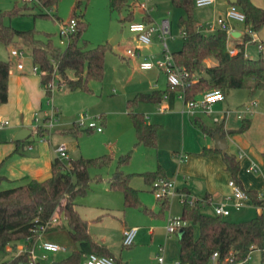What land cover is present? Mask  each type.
Returning <instances> with one entry per match:
<instances>
[{
  "label": "trees",
  "instance_id": "1",
  "mask_svg": "<svg viewBox=\"0 0 264 264\" xmlns=\"http://www.w3.org/2000/svg\"><path fill=\"white\" fill-rule=\"evenodd\" d=\"M59 0H38L45 7H51ZM82 0H78L80 5ZM176 6L182 7L186 15L181 16L180 26L183 29L182 46L173 51L176 63L188 72L184 93L186 99H193L198 94L212 88H220L224 93L233 88L249 87L252 90L264 89V55L250 57L244 53V44L250 34L246 33L245 41L237 45L239 51L231 54L228 49V32L216 29L205 32L196 27L193 16L196 6L195 0H172ZM235 4L245 13V25L258 31L264 25V8L255 4L253 0H237ZM129 0H111L113 7L122 10ZM12 11H0V41L6 45H26L31 51L33 64L39 66L43 85H46L56 74L58 83L69 89H89L91 79H102L105 70L106 44L90 46L87 40L81 39L85 24L78 17L77 29L70 37L65 47L55 45L52 36L41 38L37 31H22L5 22L6 15L15 14ZM147 18L149 15H145ZM129 17V18H128ZM134 18L133 12L123 19ZM15 35L18 42H13ZM215 58V64H207L206 60ZM11 69L9 60L0 59V105L8 101V83ZM74 71L72 77L69 71ZM180 87H172L165 91L153 90L138 92L128 100L129 116L136 131V145L157 147L160 125L149 123L143 112L137 111L136 106L143 101L160 102L167 95L168 99L177 96ZM47 96L51 94L46 89ZM195 123L207 134L222 133L221 124L209 126L204 120L195 118ZM247 124L242 125V129ZM89 129V128H87ZM40 137H46L49 129L44 124L37 127ZM214 151L204 147L203 153ZM227 168L233 178H237L239 161L234 154L223 152ZM132 150L122 154L118 159V168L110 177V187L120 190L124 196L126 206H140L152 215L164 216L169 209V199H158L160 210L153 211L143 205L139 190L130 183L133 173H125L121 166L130 161ZM113 159L111 154H104L96 158L70 159L66 165L63 160L55 157L52 164V175L44 180L29 179L21 184L0 189V250H7L8 245H15L30 237L27 243L33 245L40 234L39 226L58 212L65 214L68 230L77 249L72 250L62 259L63 264H82V256L90 252L108 255L115 259L111 249L94 239L89 231V222L83 218L76 207V199L84 196L91 188L89 167L103 166ZM0 182L5 179L1 173ZM147 182H152L161 176V169L140 173ZM101 179V178H99ZM256 205L262 200L257 192L248 191ZM207 198V197H204ZM203 204L197 200L195 204L185 203L182 217L186 221L180 233V262L181 264H236L247 262L253 249H261L260 264H264V215L258 213L243 221H231L221 215H210L202 211ZM198 227V234L195 227ZM49 231V229L47 230ZM46 231V232H47ZM218 253L215 261L212 254ZM29 252L14 254L0 262V264H18L28 261ZM116 260V259H115Z\"/></svg>",
  "mask_w": 264,
  "mask_h": 264
},
{
  "label": "rangeland",
  "instance_id": "2",
  "mask_svg": "<svg viewBox=\"0 0 264 264\" xmlns=\"http://www.w3.org/2000/svg\"><path fill=\"white\" fill-rule=\"evenodd\" d=\"M221 1L224 0H216L211 5H196L193 12L195 24L211 25L217 20L219 14L225 15V9L219 6ZM256 1V4L259 3L258 5L264 8V0ZM227 3L230 6V3ZM237 7L239 10V6ZM14 9H16L15 14L6 15V23L22 31L35 30L41 38L50 35L55 45L59 47H65L61 43V25L69 22L72 17H78L85 24L81 34L82 40H87L92 47L106 44L103 78L91 79L88 90H72L65 86L59 87L58 77H56L53 82V91L51 95L45 98L44 111L40 114L47 116L45 119L42 117L35 122L48 127V137L52 138L57 145L64 143L70 148L68 150L69 159L96 158L104 154L113 156L112 161L107 165L89 167L91 188L86 195L76 199V205L82 215L90 217L91 233L98 239H105L107 245H110L116 263L153 264L156 256L163 254L164 264H175L176 261L180 260L179 236L181 231L168 234L166 226L170 218L182 217L184 203L179 197L177 195L169 196L170 205L164 216L152 215L145 212L140 206L126 207L122 192L116 189L108 192L106 186L108 177L118 168L119 157L131 150L130 161L121 166L124 171H141L140 169H151L147 167L157 165L153 166V162L157 163V160L152 151L143 147L135 148V129L123 110L127 109L129 98L134 97L138 91L145 90L141 87L147 86L153 79L152 72L161 70L158 67L142 70L139 66L141 60L151 53H157L158 57H163L162 46L157 34L152 35L153 42L151 45L141 46L136 33L130 30V22L133 20L128 19L129 17L123 18L133 12L135 21H140L142 15L148 13L152 18L151 21L156 24L163 17H168L171 21L172 33L166 41L169 50L173 52L179 49L183 43V30L179 22L181 16L186 15L185 10L176 6L172 0H129L122 10L113 7L111 0H82L80 5H78V0H59L57 4L51 7L42 6L38 0H0V11H12ZM119 33L121 34L120 40L112 43L114 37ZM255 37L257 42L250 41L251 38L245 41V50L250 57L264 55V51L261 52L258 46V42L264 41V25L256 31V36L253 38ZM235 40L236 38L228 33L230 46H235ZM14 47L25 52L23 59L27 65L33 63L31 51L26 45H6L1 41L0 59L8 60L9 57L14 59L15 57L11 55V50ZM128 48L141 52V56H129L127 54ZM210 59L215 60V58ZM69 74L72 77L75 76L72 70L69 71ZM179 100L182 101V99ZM142 104L155 107L159 115L163 113L159 110V106L165 105L162 102L161 104L140 102L137 107L139 108ZM82 115L87 116L86 123L95 120L104 130L99 132L79 125ZM156 122L160 123L159 121ZM179 135H181L180 130L171 123L169 129L160 128L159 142L161 140V142L176 143ZM69 159L65 163H68ZM132 183L140 189L139 195L142 204L156 208L158 199L153 191L152 183H146L141 175H135ZM230 209L233 213L225 216L228 220H233L232 217L237 213L255 211L254 214H245L248 216L239 221L247 220L257 213L254 207H241L239 209L230 207ZM202 211L206 214L215 215L209 204L203 205ZM151 220H156L159 224L156 226L157 235L154 238L148 232V228L152 224ZM60 222L61 226L56 229H49L46 237L52 238L51 241L66 246L67 249L55 253L49 252L41 248L38 243L35 247V257L39 264H52L54 259H60V257L68 255L77 248V244L73 241L68 230L65 214H61ZM135 225L139 226V230L134 243L124 245V229ZM198 232L196 226V235ZM24 244L25 241L21 240L14 246L8 245L7 250H0V262L14 254L22 253L19 252V246ZM261 253L260 248L253 249L247 262L242 261L236 264H260Z\"/></svg>",
  "mask_w": 264,
  "mask_h": 264
},
{
  "label": "crops",
  "instance_id": "3",
  "mask_svg": "<svg viewBox=\"0 0 264 264\" xmlns=\"http://www.w3.org/2000/svg\"><path fill=\"white\" fill-rule=\"evenodd\" d=\"M226 1L229 2L228 0H224L219 4L221 8L223 7L225 9V12L229 7V4ZM253 2L256 4L257 1L253 0ZM258 4L259 3H257V5ZM145 15L149 16L145 18ZM220 15L222 14H219V16ZM132 20H136L135 16ZM143 20L153 22L148 13L142 15L140 21ZM227 22L232 27L231 32H236V34H238L231 35L236 38L234 41L235 46L243 43L246 35L245 23L229 18L227 19ZM208 25L204 26L203 24H197L196 27L205 32L214 31ZM228 46L230 45L228 44ZM8 60L11 62L8 83V101L0 105V118L9 119L10 125L0 128V162H3L1 173L5 175V179L0 182V189L21 184L29 179L44 180L50 177L52 175L53 161L55 157L58 156L56 151L58 145L56 142L52 138H49L48 135L46 137L38 136L36 130L41 124L36 123L35 121L39 118L42 119V117L45 119V116H47L45 114L40 115L44 111V101L47 97L46 87L42 83L41 74L34 72L33 63L27 65L24 62V59L20 60L17 57L12 59V57H9ZM19 61L23 62V68L18 66ZM206 63L215 64L216 60L208 59L206 60ZM139 68L142 69L140 66ZM151 76H153V79L149 84L141 87V89L144 88L145 90L138 92H150L153 90L165 91L169 88L168 77L164 70L161 69L152 72ZM229 91L225 93L224 100L213 104V112L210 115L204 113H198L196 115L189 114L186 111L185 102L179 100L178 93L177 96H174L173 98L163 99L164 101L162 100L160 102H153L157 104H161L162 102L165 104L167 109L162 111V115L157 114L158 110L156 111V108L153 106L150 107L146 104H142V106L138 108L137 105L136 110L143 112L147 122L157 123L156 121H159L160 123L157 124L160 125V128H164V130L169 129L170 124L173 123V125L180 130L181 135L177 137L176 143H166L164 141L161 142V140L159 142L158 131L157 147H146L140 144L136 145L137 139L135 131V148L138 149L143 147L144 149L152 151L154 155H156L157 160V163L153 162V166L155 164L157 165H155V167H147L151 169H140L141 171H124L121 168L125 173L134 174L130 180L131 185L135 187L132 183V179L135 175H140V173L146 171L154 172L160 168L161 176L173 179L178 190L185 191L196 198L207 197L210 201L223 199L225 196L232 193L229 181L235 179L233 178L231 171L227 168L224 160L223 152H227L234 154L239 161V169L237 173L238 179L235 180L247 191L257 192L258 194L264 193V89L252 90L249 87H240L230 89ZM203 93L204 92L198 94L195 98H200ZM124 111L125 115L130 118L128 104L127 109L123 110V112ZM194 116L204 120L209 126L221 124L223 132L220 134L227 138L228 146L222 150L216 149L214 135L205 133L195 123L194 120L196 117L194 118ZM215 118H218V121H215ZM244 123L247 124V127L242 129L241 127ZM22 128H29L31 133L28 137L22 140H16L14 137ZM204 147L212 148L214 151L205 154L203 153ZM68 150H70L69 147ZM179 154H184V158L181 159ZM252 164H255L259 170H249ZM111 176L108 177L106 186L108 192L113 191V188L110 187L109 183ZM143 179L145 180L144 177ZM145 182L152 183L147 182L146 180ZM137 189L140 193V189ZM207 204L213 208L211 203ZM143 205L146 204L143 203ZM230 207L232 208L233 206L230 205ZM244 207H254L257 212L255 215L258 213L264 215V206L256 205L252 197ZM149 208L153 211H159V201L156 208ZM249 212L250 211L243 214H234V217L232 218L233 220L236 219V221H239L246 218L249 214H254L255 211L251 210V212ZM231 213L233 212L230 211V214ZM82 217L88 220L90 231V217L87 215H82ZM151 221L152 224L150 225V228H148V232L151 237L154 238L157 235L156 226L159 224L156 220ZM60 226L61 224L51 229H56ZM47 232H45L42 237L51 240L52 238L46 237ZM92 236L99 243L107 245L105 239H98L93 234ZM107 246L111 249L110 245ZM111 251L113 252L112 249ZM64 257L54 259V261L63 264L62 259ZM84 258L85 255L82 256V262Z\"/></svg>",
  "mask_w": 264,
  "mask_h": 264
},
{
  "label": "built area",
  "instance_id": "4",
  "mask_svg": "<svg viewBox=\"0 0 264 264\" xmlns=\"http://www.w3.org/2000/svg\"><path fill=\"white\" fill-rule=\"evenodd\" d=\"M25 1H31V0H25ZM214 2L215 0H195L197 6L211 5L214 4ZM228 18L245 22L246 16L241 9L238 10L237 5L230 4L229 8L225 12V15L223 16L220 15L217 18V20L210 25V28L212 30H216V29L226 30L228 33L232 35L231 32L232 27L227 22ZM77 25H78V21L75 17H72L69 20V22L61 25L60 35H61L62 44H64L65 46L68 44L70 37L72 36V34L76 32ZM130 30L136 33L137 39L140 42L141 46L151 45L153 42L152 40L153 34H157L161 42L163 57H158L157 53H151L148 56H145L141 60L140 67L142 69H151L154 67H158L164 70L167 74L169 84L172 87L182 88L178 92V97L185 102L186 111L189 114L191 115H196L198 113H204L208 115L212 114L213 104L215 102L224 100L225 93L220 88H212L205 91L200 98L186 99L184 93V87L186 85L185 79L186 76L188 75V72L183 68H181L176 63L173 52L169 50L166 41L167 37L172 33L170 19L168 17H163L161 21L156 24L153 22H146V21H131ZM246 33L250 34L249 37V39L251 38L250 41L252 40V42H257L256 37L253 38V36H256V31L251 26H246ZM244 45H246V43ZM258 46L260 51L263 52L264 42H258ZM228 49L231 54H236L239 51L237 46H228ZM244 53L245 55H249L245 50V46H244ZM11 54L19 58L20 60L23 59L25 56V52L16 47L12 48ZM127 54L129 56H137V57L141 56V52L130 48L127 49ZM18 66L20 68H23L24 67L23 62L19 61ZM33 71L40 74L42 73L39 66L36 64H33ZM56 77L57 75L55 74L54 78L46 85V89L48 88V90H50L51 93L54 88L53 82L56 79ZM58 86L64 87L59 83ZM164 99H168L167 95L164 96ZM166 109L167 107L165 105L159 106L160 111H164ZM87 119L88 118L86 115H82L79 121V125H82L85 128L95 129L98 131L103 130L102 126H99L95 120H91L88 123H86ZM215 121H218V118H215ZM8 125H10L9 119L0 118V128L6 127ZM56 151L58 158H60L64 162L67 159H69L68 147L66 144L62 143L58 145ZM179 157L181 159L184 158V154H179ZM68 161H69L68 163L67 162L65 163L66 165L70 164V159ZM249 170L258 171L259 168L255 164H252ZM229 184L232 188V193L230 195H227L223 199L217 201H210L208 200V198H196L195 196H192L191 194H188L185 191L178 190L173 179L167 177H158L152 181L153 191L157 199H169L170 195H177L181 200V202H183L184 204L185 203L195 204L197 200H199L203 205L207 203H211L215 215H221V216H226L230 214L231 211L230 205L239 209L241 207H244L251 198L249 192L245 190L235 179H231L229 181ZM258 198L262 200L260 206H264V193H259ZM60 217L61 214L55 212V214H53L49 218V220H47L45 223L40 224L39 226L40 234L31 247H29L27 244L31 238L28 237L26 238V240H24L25 244L23 246H19L20 249L19 252L22 253L29 252L30 259L28 261L21 260L18 262V264H39V261L35 257V247L38 243L40 244L41 248L49 252H57L60 250L67 249L66 246L42 238V234L45 233L48 229L54 228L61 223ZM185 224L186 221L183 219V217L170 218L169 223L167 224V232L171 234L173 232L183 231ZM138 230H139L138 226H132L126 228L123 234V244L124 245L133 244ZM161 249L163 250L162 247ZM217 256L218 253L214 252L212 254V260L215 261ZM164 263H165V258L163 254H158L156 256L155 261L153 262V264H164ZM83 264H117V263L116 260L111 256L100 255L95 252H90L85 256L83 260ZM175 264H181L180 260L176 261Z\"/></svg>",
  "mask_w": 264,
  "mask_h": 264
},
{
  "label": "water",
  "instance_id": "5",
  "mask_svg": "<svg viewBox=\"0 0 264 264\" xmlns=\"http://www.w3.org/2000/svg\"><path fill=\"white\" fill-rule=\"evenodd\" d=\"M232 3H236L237 0H230ZM233 35H238L236 34V32H232ZM121 38V34H117L114 39L112 40V43H115L116 41L118 42ZM19 41V36L15 35L13 42H18ZM31 133V130L29 128H22L20 131H18V133L15 135V139L16 140H22L26 137L29 136V134ZM214 138H215V148L218 150H222L225 149L228 146V141L227 138L225 136H222L219 132H216L214 134ZM182 233V231H181ZM52 264H61L58 261H53Z\"/></svg>",
  "mask_w": 264,
  "mask_h": 264
}]
</instances>
